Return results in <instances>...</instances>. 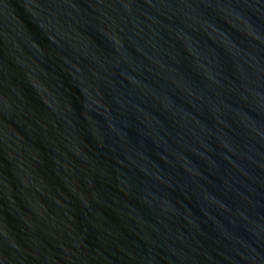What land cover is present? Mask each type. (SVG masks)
Segmentation results:
<instances>
[{
    "label": "water",
    "instance_id": "95a60500",
    "mask_svg": "<svg viewBox=\"0 0 264 264\" xmlns=\"http://www.w3.org/2000/svg\"><path fill=\"white\" fill-rule=\"evenodd\" d=\"M0 264H264V0H0Z\"/></svg>",
    "mask_w": 264,
    "mask_h": 264
}]
</instances>
